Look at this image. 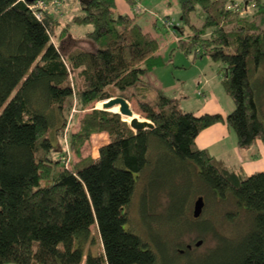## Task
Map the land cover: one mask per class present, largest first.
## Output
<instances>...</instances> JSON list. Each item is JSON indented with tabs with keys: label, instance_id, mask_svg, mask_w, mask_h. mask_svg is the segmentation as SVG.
<instances>
[{
	"label": "trees",
	"instance_id": "obj_1",
	"mask_svg": "<svg viewBox=\"0 0 264 264\" xmlns=\"http://www.w3.org/2000/svg\"><path fill=\"white\" fill-rule=\"evenodd\" d=\"M115 1L76 0L78 12L55 35L54 14L26 0H0V264H264V170L245 175L195 142L202 129L224 122L238 147L264 143V0H177L185 34L162 19L179 30L182 52L219 62L234 104L224 116L185 111L157 87L146 99L142 76L160 64L159 42L136 15L115 13ZM197 8L200 26L190 22ZM73 24L91 25L84 32L91 49H68ZM114 95L135 97L153 127L135 131L101 108L76 119ZM97 131L108 141L95 158L83 156ZM139 184L141 220L158 225L165 215V233L159 225L147 236L131 227L126 209ZM199 190L215 209L194 225L201 213L194 217L189 206ZM227 202L245 212L242 227L240 211L223 210ZM224 219L236 230L224 232ZM193 228L215 238L201 255L192 256L190 244L174 247Z\"/></svg>",
	"mask_w": 264,
	"mask_h": 264
},
{
	"label": "rangeland",
	"instance_id": "obj_2",
	"mask_svg": "<svg viewBox=\"0 0 264 264\" xmlns=\"http://www.w3.org/2000/svg\"><path fill=\"white\" fill-rule=\"evenodd\" d=\"M37 1V0H36ZM36 1L30 2L34 3ZM45 4H37L34 6L36 10H46L58 18V27L56 28L55 35L58 34V28L65 26L66 20L72 14L78 12V5L76 0H45ZM115 13H126L129 15H136V21L141 25L144 31H149L159 42V47L156 53L161 60L159 65H154L153 68L146 72L142 79L148 83V88L146 92V99L152 101L155 95V87L160 88L165 94H168L172 97L178 99V105L181 109L185 111H191L196 115L203 113H216L220 111L215 110L216 107L221 108L224 114L230 112L233 107L232 99L225 93L223 85L220 81V64L207 56L203 58H192L191 54H185L179 48L176 47V38L175 35L179 34V30L174 32L173 26L164 25L162 19L172 20L176 26H179L184 29V34L189 32V28L184 26L179 19V5L177 0H134L133 3H128L126 0H116ZM203 15L200 10L197 8L191 13L190 22L195 26H200L202 23ZM154 21L156 23H154ZM91 29V25H70L69 26V44L68 49H72L74 46L83 47L86 49H91L93 42L86 37L84 34L85 31ZM54 38V36H53ZM68 46V45H67ZM94 47V46H93ZM206 79V83L204 82ZM119 96V95H114ZM112 97V96H111ZM126 99V98H125ZM127 100V99H126ZM130 108L141 116L137 112L138 104L136 98L133 97L130 100H127ZM97 102H94L87 106L86 109L80 110L78 117L79 120L81 115L84 112L89 111L91 108H101L98 107ZM111 111V109H110ZM113 111V110H112ZM222 113V112H221ZM76 120V121H78ZM149 120V119H148ZM74 122L72 129L77 128V122ZM150 121V120H149ZM229 128V127H228ZM230 129V128H229ZM230 136H226L220 142L211 146L209 148L210 153H220L222 152V160H226L228 165L241 164L237 167H240L243 174H250L253 172L264 170L261 163L263 162L264 156L259 150V145L253 143L247 148H240V153L238 154L233 150V146L236 142V135L232 129H230ZM108 141V135L105 131L93 132L90 135L89 140L84 144L82 148L83 156H90L95 158L98 154V147L103 143ZM264 145V143H263ZM66 146V145H64ZM67 150V149H66ZM69 159L71 162H76L79 160L74 153L67 151ZM244 160L243 164L240 160ZM68 158V157H67ZM67 158L64 159L67 160ZM244 163H247L244 165ZM249 163V168H248ZM66 166H71L68 163ZM245 168V169H244ZM244 169V170H243ZM133 196L132 202L126 209V212L129 216V222L132 228L139 231L141 235H146L148 229L150 232L158 231V225L161 228V231L165 233V215L157 217V224L154 220L152 222L146 223L144 220H141L139 213V203H138V189ZM181 182H178L176 185V194L180 196L182 192ZM197 195H205L203 190H199L194 195L192 201L190 202V209L193 203V200ZM160 204L166 201V196H160ZM207 202V197L205 203L202 207L201 215L199 216L197 222L193 223L198 224L203 221H207L210 218V212L214 211L213 202ZM215 206V205H214ZM224 211H240L239 213V225L238 228L242 227L245 222V212L238 210L233 202L224 204ZM190 209L188 213L190 212ZM217 209V208H216ZM158 213L162 211L161 206L155 208ZM149 216V215H148ZM190 216V214H189ZM147 224V226H146ZM234 223L228 220H223L221 223L222 230L224 232L230 233L232 229L236 230V227H233ZM240 226V227H239ZM160 231V233H161ZM147 236V235H146ZM202 239V243L195 245L196 240ZM215 238L210 232H204L202 235L196 231V229H190L189 231H184L180 238L174 244L176 249L184 247L186 244H190L189 253L192 256L201 255L204 252H207V249L215 245ZM92 249L98 247L97 243L92 244ZM85 255L83 256L84 261ZM5 264H14L11 262Z\"/></svg>",
	"mask_w": 264,
	"mask_h": 264
},
{
	"label": "crops",
	"instance_id": "obj_3",
	"mask_svg": "<svg viewBox=\"0 0 264 264\" xmlns=\"http://www.w3.org/2000/svg\"><path fill=\"white\" fill-rule=\"evenodd\" d=\"M204 57V56H203ZM201 57V58H203ZM203 83H206V79H204V82ZM217 111H220V113L224 116V112L221 110V108L219 107H216ZM230 129L228 128V126L224 123V122H216V123H213L212 125L202 129L196 139H195V142L196 144L201 147V148H206L208 151H209V148L211 146H214L215 144H217L218 142H220L223 138H225L226 136H230ZM254 143H257V145H259V150L261 152V154L264 156V145H263V142L261 140H256ZM233 150L236 151L238 154L240 153V148L237 146L236 142L233 146ZM223 152V151H222ZM222 152L220 153H209L216 156V157H219L222 159ZM241 155H238L239 158ZM226 163L227 161L224 160ZM238 161H241L242 164L244 162V160L241 158L240 160ZM247 163H244V165H246ZM262 167L264 166V158H263V162L261 163ZM241 164H233V165H230V166H233V167H237ZM248 168H249V163H248ZM245 169V168H244ZM243 169V170H244Z\"/></svg>",
	"mask_w": 264,
	"mask_h": 264
},
{
	"label": "water",
	"instance_id": "obj_4",
	"mask_svg": "<svg viewBox=\"0 0 264 264\" xmlns=\"http://www.w3.org/2000/svg\"><path fill=\"white\" fill-rule=\"evenodd\" d=\"M28 2H33L36 0H26ZM103 101L101 109L109 110L111 107L118 105V113L122 116L124 120H126V117H130L127 121L129 123V126L133 130H142L145 128H152L153 124L151 121H149L146 118L139 119L137 117H133L134 111L130 108L128 101L122 97V96H112L106 99L101 100ZM204 205L203 197L199 196L194 202L193 205V215L194 217H197L200 215L202 211V207ZM201 243V240H197L195 242V245H199ZM190 247V245H188Z\"/></svg>",
	"mask_w": 264,
	"mask_h": 264
},
{
	"label": "bare ground",
	"instance_id": "obj_5",
	"mask_svg": "<svg viewBox=\"0 0 264 264\" xmlns=\"http://www.w3.org/2000/svg\"><path fill=\"white\" fill-rule=\"evenodd\" d=\"M102 104H103V101H99V102L97 103L98 107H101ZM110 109H111V111H112V110H113V111H118V105H115V106L111 107ZM110 109H109V110H110ZM133 117H137V118H139V119H142V118H141L139 115H137L136 113H133ZM129 118H130V117H126V120L128 121Z\"/></svg>",
	"mask_w": 264,
	"mask_h": 264
},
{
	"label": "built area",
	"instance_id": "obj_6",
	"mask_svg": "<svg viewBox=\"0 0 264 264\" xmlns=\"http://www.w3.org/2000/svg\"><path fill=\"white\" fill-rule=\"evenodd\" d=\"M45 0H37L36 2H34V3H31L30 5H29V7L31 8V9H35L36 7L34 6V4L35 3H37V4H42V3H44L45 4ZM47 3V2H46ZM36 16H38L39 17V15L36 13Z\"/></svg>",
	"mask_w": 264,
	"mask_h": 264
}]
</instances>
